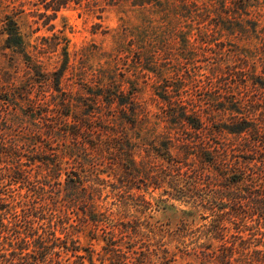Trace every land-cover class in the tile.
Segmentation results:
<instances>
[{
  "label": "trees",
  "instance_id": "trees-1",
  "mask_svg": "<svg viewBox=\"0 0 264 264\" xmlns=\"http://www.w3.org/2000/svg\"><path fill=\"white\" fill-rule=\"evenodd\" d=\"M51 1L53 6L50 8L54 13L69 2ZM131 1L135 3L134 6L158 5L162 2ZM174 1L182 7H189L190 15L205 17V20L210 10L218 13L219 20L232 17V20L239 22L236 27L243 25L240 18L250 15L253 10L261 11L264 6V0ZM3 22L5 47L21 58L28 74L7 88L0 87V264H94L91 247L85 248L68 233V229L73 227L69 217V211L73 208L81 211V222L93 226L89 231L90 240L100 241L102 238L105 243L103 249L110 255L112 264H264V37L260 36L262 26L258 22L249 23L261 44L254 49H232L225 42H215L212 37L200 38L214 57L221 53V59L228 60V63L234 58L238 60L234 66L237 69L228 66L227 73L236 84L234 90H244L243 99L251 97L246 99L247 102L241 99L242 107L236 105L235 98H231L235 96L233 93L227 97V102L233 108L236 106L231 111L242 114L233 121V128L220 127L221 132L229 130V135L236 137L228 147L221 146L213 139L212 145L200 136V161L203 166L208 164L216 171L215 177L206 172L207 168L202 165L197 168L196 163L188 158L194 141L187 137L186 128L200 133L203 130L201 118L189 115L187 110L171 102L168 96L161 97L163 102H168L167 109L163 108L166 118L174 125L180 123L185 127L186 136L179 137L183 141L178 144L184 158L177 159L169 154L172 140L163 141L160 146L153 143L155 158H164L168 167L165 169L162 164L161 171L149 177L157 188L164 180L162 175H165V179L169 178L178 192L177 198L186 197L187 204L208 213L203 218L210 220L193 232L195 241L183 243V247L177 248L178 252H172L164 238H150L142 233L135 217H129L130 221L125 223L126 215L110 219L99 213L94 208L97 190L93 186L86 187V177L81 174L85 171H71L66 187L69 196L60 203L59 193L64 188L58 186L63 174L66 175L65 164L70 160L78 162V148L89 155V145L114 170L113 176L120 185L116 187L120 190L117 196L124 198L122 205L129 206L131 198L133 204L139 202V206H149L151 203L141 199L142 196L134 199L135 196L130 193L133 185L140 181L139 175L142 173L136 161V148L139 147L126 135L117 134L114 129L105 128V125L96 126L90 121L76 122L71 125V130L58 129L64 124V118L70 116L73 105L71 95L62 88V80L70 68L68 39L42 38L39 44L33 45L22 33L17 20L6 16ZM42 50H61L63 62L58 71L47 74L41 59L44 57ZM42 86L54 90L50 105L45 102V90H42L43 96H32L33 91L37 87L42 89ZM124 94L123 81L117 84L111 82L109 87L100 83L96 98L92 101L94 112L103 107L111 110L118 102L120 115L116 120L134 125L136 121L131 115L144 111V108L136 102L134 94ZM13 107L21 110L20 121L11 115ZM57 115L62 119L58 120ZM49 116H53L52 120ZM42 125L47 128L43 133L38 131ZM92 131L94 134L101 133L92 139ZM58 135L65 142L72 139L73 143L70 146L64 144L65 147L59 151L37 146L49 143V139L56 140ZM28 145L33 146L28 148ZM135 186L137 188L138 185ZM121 189L125 192L120 193ZM63 212L65 215H62ZM134 221L136 225L131 226ZM46 222L48 227H45ZM102 226L106 228L103 236ZM203 227L206 230H202ZM59 228L64 237L57 236Z\"/></svg>",
  "mask_w": 264,
  "mask_h": 264
},
{
  "label": "rangeland",
  "instance_id": "rangeland-1",
  "mask_svg": "<svg viewBox=\"0 0 264 264\" xmlns=\"http://www.w3.org/2000/svg\"><path fill=\"white\" fill-rule=\"evenodd\" d=\"M133 4L135 3L131 0H69L67 6L54 13L50 8L53 6L51 0H0V87L7 88L28 74L21 58L5 47L3 21L6 16L18 21L22 33L33 45L39 44L42 38L68 39L70 68L62 80V88L71 95L73 105L70 116L64 118V124L58 129L71 130V125L76 122L90 121L96 126L105 125V128L114 129L117 134L126 135L139 147L136 148V161L142 171L139 175L140 181L133 185L130 193L135 196L134 199L142 196L141 199H146L151 204L139 206L141 203L133 204L130 198L131 204L123 206L124 198L117 196L120 190L116 187L120 185L113 176L114 170L107 166L109 163L102 161L89 145V155H86L82 148H78V162L70 160L65 164L67 176L63 174L61 185L58 186L64 188L63 192L59 193L60 203L69 196L66 187L71 171H85L81 174L86 177V187L93 186L97 190L94 208L99 213L110 219L121 218L123 215L128 218L135 217L142 233L148 234L150 238H164L168 248L172 252H178L177 248L183 247V243L195 241L193 232L208 224L210 220L203 218L208 213L187 204L186 197L177 198L178 192L171 180L165 179V175L161 174L164 180L160 181L157 188L149 177L150 174L157 175L162 164L163 168L168 167L164 158H155L152 150L154 144L160 146L161 142L172 140L169 154L177 159L184 158L178 144L183 141L179 137L186 136L185 127L180 123L174 125L166 118L163 108L167 109L168 102H163L161 97L168 96L171 102L187 110L189 115L199 116L203 121V130L200 133L190 127L186 128L187 137L194 141L188 158L190 162L196 163L197 168L202 165L199 145L201 135L212 145L215 140L221 146L228 147L236 137L229 135V130L221 132L220 127L233 128V121L242 114L231 111L236 106L233 108V105L227 102V97H231L233 93L235 96L231 98H235L236 105L242 107L241 99L245 96L244 90H234L236 84L227 73L228 66L237 69L234 66L238 60L232 57L234 59L228 63V60L221 59V53L214 57L200 38L212 37L215 42H225L228 48L232 49L257 48L261 44L249 23L258 22L262 26L260 36L264 37V6L261 11L253 10L250 15L240 18L239 21L243 25L236 27L239 22L232 20V17L219 20L218 13L210 10L205 20V17L203 19L195 14L190 15L189 7H182L174 0H162L158 5ZM60 51L42 50L44 57L41 59L47 74L50 75L61 68L63 57L60 56ZM210 62L218 64L211 65ZM120 81H123L126 92L123 96L134 94L136 102L144 108V111L131 115L136 121L134 125L116 120L117 115H120L118 102L111 110L103 107L94 112L92 101L96 98L100 83L109 87L111 82L117 84ZM48 88L37 87L32 93L33 98L43 96L42 90H45V102L50 105L54 90ZM250 98L245 97L243 100ZM192 112L195 114H191ZM11 115L20 121L22 112L13 107ZM57 116L58 120L62 119ZM52 117L49 116L50 120ZM46 129L42 125L38 131L43 133ZM111 132L113 133V130ZM99 133L101 132L94 134L92 131V139L99 136ZM49 141L37 146L59 151L65 145L70 146L73 143L72 139L65 142L61 135H58L56 140ZM30 146L33 145H28V148ZM148 150L150 151L146 152ZM205 165L202 166L207 168L206 172L215 177L216 171L208 164ZM135 185H138L137 188ZM124 192L125 190L121 189L120 193ZM26 193L24 190V194ZM75 210L77 209L73 208L69 211L70 224L73 227L68 229V233L78 239L85 248L91 247L94 251V264H112L110 255L103 249L105 243L102 238L100 241L90 240L89 231L93 226L81 222V211ZM63 214L65 215V212ZM128 218L125 223L130 221ZM45 224V227H48V222ZM135 225V221L131 222V226ZM105 229L104 226L101 227L102 236ZM202 230H206V227ZM57 236L64 237L61 228L58 229Z\"/></svg>",
  "mask_w": 264,
  "mask_h": 264
}]
</instances>
